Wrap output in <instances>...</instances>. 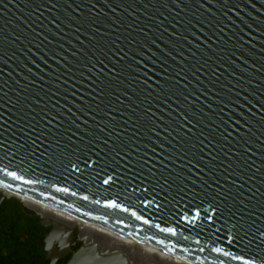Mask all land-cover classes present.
Masks as SVG:
<instances>
[{"label":"water","instance_id":"obj_1","mask_svg":"<svg viewBox=\"0 0 264 264\" xmlns=\"http://www.w3.org/2000/svg\"><path fill=\"white\" fill-rule=\"evenodd\" d=\"M0 185L264 264V0H0ZM66 264L131 263L83 243Z\"/></svg>","mask_w":264,"mask_h":264},{"label":"bare ground","instance_id":"obj_2","mask_svg":"<svg viewBox=\"0 0 264 264\" xmlns=\"http://www.w3.org/2000/svg\"><path fill=\"white\" fill-rule=\"evenodd\" d=\"M0 188L4 190L2 191V195L6 197L14 196V198L16 196V199L20 198L22 201L19 199L18 200L28 209H36L40 211L46 219L54 221L56 225V233H65L72 230L73 226L79 225L81 227V240H83L85 246H95L107 254L121 253L123 256L127 257L131 264L138 263H136L135 260L131 258L132 255H128L127 252L121 249V246L130 247L132 250H139L147 254L159 256L173 264H196L164 251L157 246L144 243L126 234L120 233L104 224H100L86 217H82L75 213L57 208L45 201L40 200L39 198L25 195L4 185H0ZM96 236H106L110 240L108 242H102ZM117 245L121 246L118 247Z\"/></svg>","mask_w":264,"mask_h":264},{"label":"trees","instance_id":"obj_3","mask_svg":"<svg viewBox=\"0 0 264 264\" xmlns=\"http://www.w3.org/2000/svg\"><path fill=\"white\" fill-rule=\"evenodd\" d=\"M39 228L38 218L27 215L19 201L4 199L0 203V264H40L38 250L31 252L32 236H37ZM25 234L30 240L22 239Z\"/></svg>","mask_w":264,"mask_h":264},{"label":"flooded vegetation","instance_id":"obj_4","mask_svg":"<svg viewBox=\"0 0 264 264\" xmlns=\"http://www.w3.org/2000/svg\"><path fill=\"white\" fill-rule=\"evenodd\" d=\"M18 199L21 200L20 198H18ZM21 207H22V205H21ZM22 210L25 212L23 207H22ZM32 211L37 212V214L38 213L41 214V212L36 210V209L32 210ZM26 214L29 216L37 217L39 225H40L37 236H32V241H31L32 246H33V248H31V252H34L35 249L38 250L37 261L40 264H61L62 262H64L63 264H66V262L70 259L72 253L81 246V244H79V242H78V237H77L76 232L73 231V233H72L73 238L71 239L70 244H69L70 250L66 254H63V252L65 251L64 246H66L67 242L69 241V239H68L69 231H67L65 233H61L63 240H64L63 246L54 245L50 252H45L43 242H44L45 238L51 233L54 226H53V224H48L45 226L41 223L39 216L42 215V217L44 219H46L43 214H41V215L38 214L39 216L36 213L32 214V215L28 214V213H26ZM46 220L54 223V221H52V220H48V219H46ZM55 227H56V225H55ZM72 229H74V227ZM22 239L23 240H28V239L30 240V236L28 234H25L24 238H22Z\"/></svg>","mask_w":264,"mask_h":264},{"label":"rangeland","instance_id":"obj_5","mask_svg":"<svg viewBox=\"0 0 264 264\" xmlns=\"http://www.w3.org/2000/svg\"><path fill=\"white\" fill-rule=\"evenodd\" d=\"M4 191L2 188H0V196H2L3 192ZM11 197H14V196H10ZM16 198V196H15ZM13 198V199H15ZM17 200V199H16ZM19 201V200H17ZM20 202V201H19ZM21 203V202H20ZM36 213V212H35ZM37 214V213H36ZM39 214V213H38ZM37 214V215H38ZM41 215V214H39ZM38 215V216H39ZM42 216V215H41ZM40 217V216H39ZM74 227V232H76L77 234V237H78V242L79 244H83V240H81V227L79 225H75L73 226ZM83 236V235H82ZM94 237V236H93ZM99 240H101L102 242H108L110 239L106 236H96ZM84 238V237H83ZM118 247H120L121 245H117ZM123 247V248H122ZM121 249H123L125 252H127L128 255H132L131 258L135 260L136 263L138 264H173V263H170L169 261L159 257V256H156V255H152V254H147L145 252H141L139 250H132L130 247H124V246H121L120 247Z\"/></svg>","mask_w":264,"mask_h":264},{"label":"snow or ice","instance_id":"obj_6","mask_svg":"<svg viewBox=\"0 0 264 264\" xmlns=\"http://www.w3.org/2000/svg\"><path fill=\"white\" fill-rule=\"evenodd\" d=\"M86 167H91V165H87V164H86ZM72 168H73V170H75V171H77V172L80 171L79 168H78L75 164L72 165ZM7 175L10 176V177H12L14 180H16V179H21V177H18L17 174H16L15 172H8ZM106 176H107V178L102 180V183L105 184V185L109 184V182L112 180V176H111V175H108V174L106 173ZM23 182H24V183H29V181H27V180H25V181H23ZM9 187H11V185H9ZM57 190H58V191H63V192H67V191H68L66 188H63V189H57ZM73 195H75V193H73ZM84 199H87V197H84ZM97 202H99V201H97ZM107 206H108V207H113V206H115V205L112 204V203H109ZM133 215H135V214H133ZM169 231H170V230H169ZM245 235H247V234H245ZM240 239H241V241H242L244 238L241 237ZM214 250H215L216 252H220V251H221L220 248H216V249H214ZM224 255H229V254H228L227 252H225ZM231 258H232L233 260L241 261L242 264H254L253 261H250L249 259H244L243 256H241V255L232 256Z\"/></svg>","mask_w":264,"mask_h":264},{"label":"clouds","instance_id":"obj_7","mask_svg":"<svg viewBox=\"0 0 264 264\" xmlns=\"http://www.w3.org/2000/svg\"><path fill=\"white\" fill-rule=\"evenodd\" d=\"M44 251L50 252L54 245L63 246L64 240L60 233H50L44 240Z\"/></svg>","mask_w":264,"mask_h":264}]
</instances>
